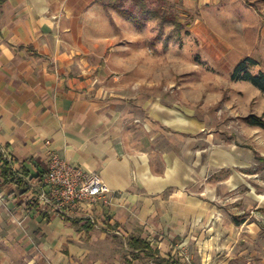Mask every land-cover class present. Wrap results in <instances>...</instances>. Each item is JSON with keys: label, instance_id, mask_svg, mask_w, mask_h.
<instances>
[{"label": "crops", "instance_id": "1", "mask_svg": "<svg viewBox=\"0 0 264 264\" xmlns=\"http://www.w3.org/2000/svg\"><path fill=\"white\" fill-rule=\"evenodd\" d=\"M180 1L199 15L192 32L232 53L211 20L233 0ZM130 25L100 0H0V155L24 183L0 176V264H159L222 233V192L244 184L238 169L253 157L215 144L206 120L168 93L172 45L149 52ZM52 154L111 193L74 217L40 203Z\"/></svg>", "mask_w": 264, "mask_h": 264}, {"label": "rangeland", "instance_id": "2", "mask_svg": "<svg viewBox=\"0 0 264 264\" xmlns=\"http://www.w3.org/2000/svg\"><path fill=\"white\" fill-rule=\"evenodd\" d=\"M104 3L126 19L130 28L143 33L142 40L149 52L172 45L175 86L168 93L180 101L183 99L192 113L206 120L207 133L214 132L211 139L215 144L226 149L237 146L240 152L253 157L248 168L238 169L239 180L244 184L233 193L222 192L224 225L217 241L201 250L194 242L185 248L175 246L169 257L181 264H264V128L248 122L253 118L264 121V92L243 80L245 71L239 73L237 80L232 79L237 66L248 59L252 61L246 64L250 74H264V0H233L231 7L221 9V17L211 20L212 31L233 47L232 53L225 57H219L210 37L200 39L192 32L199 15L185 11L180 0L142 2L143 11L167 14L182 25L177 28L161 26L159 20L146 21L140 9L127 13L134 6L132 0H104ZM202 24L205 31L207 26L204 21ZM169 36L174 40L166 44ZM178 38L182 43H177ZM143 76L154 78L149 74ZM182 86L185 90L180 91ZM2 157L12 164L10 158ZM227 174L223 172L221 178L225 179ZM230 223H234L232 228ZM157 261L154 256V262Z\"/></svg>", "mask_w": 264, "mask_h": 264}, {"label": "built area", "instance_id": "3", "mask_svg": "<svg viewBox=\"0 0 264 264\" xmlns=\"http://www.w3.org/2000/svg\"><path fill=\"white\" fill-rule=\"evenodd\" d=\"M40 188L38 201L65 217L76 216L86 204L96 203L111 193L99 175L86 173L57 154L50 156Z\"/></svg>", "mask_w": 264, "mask_h": 264}, {"label": "trees", "instance_id": "4", "mask_svg": "<svg viewBox=\"0 0 264 264\" xmlns=\"http://www.w3.org/2000/svg\"><path fill=\"white\" fill-rule=\"evenodd\" d=\"M100 1H102L104 3V0H100ZM132 1L134 2V6L131 9H129L127 11V13L132 14L131 11L134 8H136L137 10L140 9L139 11L141 12V16L146 21H148V20H159L161 26L173 25L175 28L182 26V25H180V23L178 21H176V19H172L167 14H161L158 11H143V10H145L144 6L142 5L143 0H132ZM104 6L106 8H111V5H107L105 3H104ZM130 16L133 17L132 15H130ZM134 19L137 22H141L140 18L136 19V17H134ZM173 40H174L173 36H169L166 39V44L170 43ZM177 43H182L181 38L177 39ZM247 62H252V61L250 59H248V60L240 63L237 66V68L235 69V71L232 75V79L237 80L239 73L242 71H245V75H243V80L251 82L254 86H256L262 92H264V74H261L259 76H253L252 74H250L246 70ZM248 122L252 126L264 128L263 119L253 118V119H249ZM0 162H1L0 164L2 166L0 169V176L3 178L4 182L5 183H13V184H16L19 186H24L23 180H21L20 178H16L17 175L13 172L11 163L4 160L2 155H0ZM22 172L25 176L30 175L29 174L30 172L27 169L23 168ZM43 177H44V175H40L38 178H43ZM236 224H239V222L236 221ZM130 244L135 249H140L143 251H147V250L152 251L151 247L149 245H147V243L145 241H142V240L133 239ZM154 253L158 254V252L156 250H154ZM159 264H181V263L179 261L175 260L174 258L169 257V259L160 260Z\"/></svg>", "mask_w": 264, "mask_h": 264}]
</instances>
